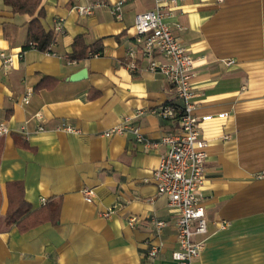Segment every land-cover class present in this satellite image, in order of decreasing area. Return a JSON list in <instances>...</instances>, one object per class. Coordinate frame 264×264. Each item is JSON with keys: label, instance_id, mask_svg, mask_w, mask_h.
Here are the masks:
<instances>
[{"label": "crops", "instance_id": "1", "mask_svg": "<svg viewBox=\"0 0 264 264\" xmlns=\"http://www.w3.org/2000/svg\"><path fill=\"white\" fill-rule=\"evenodd\" d=\"M118 1L40 0L45 31L64 20L47 54L25 48L32 17L0 0V53L22 55L7 71L0 59L8 130L0 136V264H143L151 243L159 251L149 264H177V211L152 181L164 148L104 135L137 111L133 121L152 141L179 126L151 113L179 103L165 78L144 65L126 68L134 17L155 0L127 1L120 21L110 14ZM97 2L104 5L87 16L74 9ZM166 12L163 22L195 60L194 114L208 143L206 233L196 237L203 248L191 264H264V0H173ZM78 36L101 53L70 61ZM82 69L85 79L68 80Z\"/></svg>", "mask_w": 264, "mask_h": 264}, {"label": "built area", "instance_id": "2", "mask_svg": "<svg viewBox=\"0 0 264 264\" xmlns=\"http://www.w3.org/2000/svg\"><path fill=\"white\" fill-rule=\"evenodd\" d=\"M127 1L129 0H119L110 7V14L115 20L122 19V8ZM172 3L173 0H155L153 10L134 17V36L126 51V68L129 72H135L144 65L149 72L159 73L165 78L173 88L179 103L165 104L151 113L166 121H177L178 128L161 136L159 140L152 141L145 137L134 123V118L142 114L137 111L134 117H124L119 125L110 128L104 135H129L137 143L154 151L164 148L158 166L152 174V181L156 195L166 196L169 205L177 211L175 229L178 250L172 253V259L177 264H191L203 248V241L196 240V237L206 233L201 187L205 176L208 143L200 138L199 120L194 114L196 94L191 87V78L195 60L163 22L167 14L166 9ZM101 5L104 4L97 2L94 5H77L74 9L80 16H87L92 14L96 6ZM63 22L61 17L54 20V36L63 34ZM29 48L35 47L30 44ZM46 53L48 54V51ZM21 58V54L14 56L0 53L2 68L5 71L12 68L15 61ZM35 118L40 119V114H36ZM59 129L77 133V130L65 123L60 124ZM38 130L42 128L39 127ZM7 132L4 124L0 123V136ZM83 195L86 202L92 201L91 189H85ZM136 221L135 217L128 219L129 225H134ZM155 224L158 229L165 225L163 222ZM220 227L227 228L228 223L223 221ZM158 251L159 247L151 243L147 260L143 264H149Z\"/></svg>", "mask_w": 264, "mask_h": 264}, {"label": "trees", "instance_id": "3", "mask_svg": "<svg viewBox=\"0 0 264 264\" xmlns=\"http://www.w3.org/2000/svg\"><path fill=\"white\" fill-rule=\"evenodd\" d=\"M6 6H9L14 13L29 15L32 17L27 25V38L25 48H29L30 44L34 45L38 52H46L54 41L53 31H45L40 23L42 17V11L40 9V0H3ZM36 13V17H34ZM100 54L101 48L98 44L87 46L83 42L82 37L78 36L74 39L72 44V51L68 55L70 61H81L85 59L89 54ZM24 202H22V205ZM25 205V204H24ZM48 207H53L55 215L59 210V202L52 201L47 204ZM11 210H9L10 212ZM25 211V210H24ZM21 211L18 216L23 214ZM8 214V213H7ZM17 216V217H18ZM14 215H7V224H11L15 221Z\"/></svg>", "mask_w": 264, "mask_h": 264}, {"label": "water", "instance_id": "4", "mask_svg": "<svg viewBox=\"0 0 264 264\" xmlns=\"http://www.w3.org/2000/svg\"><path fill=\"white\" fill-rule=\"evenodd\" d=\"M87 77V72L85 69H82L80 71H78L77 73L75 74H72L68 80L71 81V82H76V81H80V80H83Z\"/></svg>", "mask_w": 264, "mask_h": 264}]
</instances>
